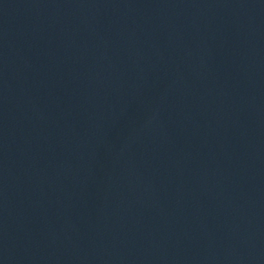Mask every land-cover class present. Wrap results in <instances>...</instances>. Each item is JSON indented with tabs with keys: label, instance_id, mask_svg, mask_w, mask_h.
Returning <instances> with one entry per match:
<instances>
[{
	"label": "water",
	"instance_id": "95a60500",
	"mask_svg": "<svg viewBox=\"0 0 264 264\" xmlns=\"http://www.w3.org/2000/svg\"><path fill=\"white\" fill-rule=\"evenodd\" d=\"M0 264H264V0H0Z\"/></svg>",
	"mask_w": 264,
	"mask_h": 264
}]
</instances>
